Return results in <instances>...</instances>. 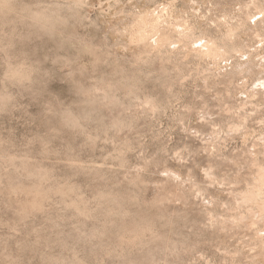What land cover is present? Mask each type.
<instances>
[{"label":"rangeland","instance_id":"rangeland-1","mask_svg":"<svg viewBox=\"0 0 264 264\" xmlns=\"http://www.w3.org/2000/svg\"><path fill=\"white\" fill-rule=\"evenodd\" d=\"M263 200L264 0H0V264H264Z\"/></svg>","mask_w":264,"mask_h":264},{"label":"bare ground","instance_id":"bare-ground-1","mask_svg":"<svg viewBox=\"0 0 264 264\" xmlns=\"http://www.w3.org/2000/svg\"><path fill=\"white\" fill-rule=\"evenodd\" d=\"M155 27V26H154ZM148 30V29H147ZM146 29H145V25H142V26H140V29H139V37H144L145 36V34H146V31H147ZM149 31V30H148ZM211 43V42H210ZM205 47H207V53L209 54V53H216L217 51H218V49H217V51H216V48H215V45H213V43L212 44H207ZM211 55V54H210ZM216 55V54H215ZM214 56V55H213ZM254 193V192H253ZM253 193H251L252 195L251 196H255ZM261 195V194H260ZM248 198V197H247ZM250 198V197H249ZM257 198V197H256ZM260 198V197H259ZM261 199V198H260ZM259 200V199H258ZM263 203H264V200H263Z\"/></svg>","mask_w":264,"mask_h":264}]
</instances>
